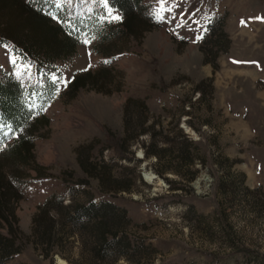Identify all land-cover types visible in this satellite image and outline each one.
Listing matches in <instances>:
<instances>
[{
	"label": "rangeland",
	"instance_id": "1",
	"mask_svg": "<svg viewBox=\"0 0 264 264\" xmlns=\"http://www.w3.org/2000/svg\"><path fill=\"white\" fill-rule=\"evenodd\" d=\"M51 1L65 11V37L75 34L77 44L50 72L58 87L53 97L33 104L47 119L37 125L32 148V163L45 175L22 169V180H13L25 241L11 262L72 264L43 254L31 238L32 220L50 195L85 199L82 187L71 184L85 176L77 147L94 142L92 157L117 162L115 173L129 179L131 192L105 197L126 207L133 230L157 246L154 264H264V0H143L140 15L154 25L139 39L125 36L122 11L103 0ZM217 15L232 43L215 69L197 37ZM45 74L37 77L12 45L0 42V79L42 88ZM76 78L86 84L72 85ZM131 97L145 105L132 101L125 117ZM176 124L207 158L191 165L199 172L189 184L169 170L158 174L161 163L144 153L150 134L173 132ZM11 129L0 118V149L17 136ZM121 137L130 158L120 159L109 145ZM90 182L87 189L102 198L97 179Z\"/></svg>",
	"mask_w": 264,
	"mask_h": 264
},
{
	"label": "trees",
	"instance_id": "2",
	"mask_svg": "<svg viewBox=\"0 0 264 264\" xmlns=\"http://www.w3.org/2000/svg\"><path fill=\"white\" fill-rule=\"evenodd\" d=\"M143 0H109V4L122 11V32L125 36L141 38L154 24L153 18H143ZM65 11L51 0H0V42L12 45L18 56L34 66L36 76L46 72L42 88L26 87L20 78L5 76L0 79V118L11 126L17 134L14 141L0 149V264H32L11 262L22 249L25 241L23 232L17 226L14 201L20 193L13 180H22V169L33 168L36 176L42 177L44 169L32 163L34 132L47 119L40 109L33 106L37 99L45 103L57 90V81L51 73L58 59L70 55L77 44L75 34H66ZM201 39L200 47L204 60L215 69L219 67V57L228 52L232 38L225 26L223 15L211 17ZM199 84V88L202 87ZM84 85V78H76L74 86ZM142 102L129 98L125 104V117L130 104ZM42 106V105H41ZM163 134V130L150 134L144 144L146 157L154 155L160 167L156 171L164 175L167 170L181 176L189 184L198 174V168L191 165L197 160L206 163L207 158L197 140L185 133L177 124ZM147 129L141 130V133ZM124 138H110L115 154L120 158H130L125 153ZM94 142L77 147V157L85 176L78 177L72 187H82L85 199L74 192L68 202L60 195H50L38 206L32 220L31 238L45 256L60 254L72 264H154L153 256L157 246L149 239L133 230V218L126 207L116 203L106 195L115 196L119 192H131L129 179L115 173L117 162L103 156L95 159L91 155ZM7 163L2 165L3 163ZM72 175L73 172L70 171ZM66 177V174H65ZM141 179L142 177L139 176ZM98 181L97 199L90 187V179ZM172 190L177 189L166 177ZM185 183L179 184L183 189ZM15 186V187H14ZM176 187V188H175ZM79 192V191H78ZM4 226L7 231H1ZM73 247H77L75 254Z\"/></svg>",
	"mask_w": 264,
	"mask_h": 264
},
{
	"label": "snow or ice",
	"instance_id": "3",
	"mask_svg": "<svg viewBox=\"0 0 264 264\" xmlns=\"http://www.w3.org/2000/svg\"><path fill=\"white\" fill-rule=\"evenodd\" d=\"M103 2H104L105 7H107V5H108V3H109V0H103ZM161 11H164V9L161 8ZM110 14H111V13H110ZM112 18L115 19V20H120V19H121V17H120L119 15L112 16ZM157 19H159V20H163L164 17L158 13V14H157ZM205 31H207V30H205ZM203 38H204L203 36H199V37H197V39H203ZM93 40H95V36H92V37H89V38L85 39L84 42H85L86 44H88V43H91ZM54 79H55V78H54Z\"/></svg>",
	"mask_w": 264,
	"mask_h": 264
},
{
	"label": "bare ground",
	"instance_id": "4",
	"mask_svg": "<svg viewBox=\"0 0 264 264\" xmlns=\"http://www.w3.org/2000/svg\"><path fill=\"white\" fill-rule=\"evenodd\" d=\"M59 260H60V262H64V259H62V258H60Z\"/></svg>",
	"mask_w": 264,
	"mask_h": 264
}]
</instances>
